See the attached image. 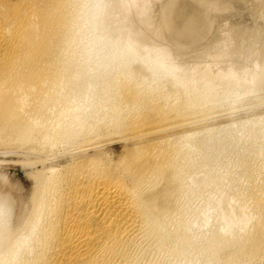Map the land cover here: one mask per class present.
<instances>
[{
  "label": "bare ground",
  "instance_id": "6f19581e",
  "mask_svg": "<svg viewBox=\"0 0 264 264\" xmlns=\"http://www.w3.org/2000/svg\"><path fill=\"white\" fill-rule=\"evenodd\" d=\"M173 1L164 37L182 47L207 39L216 0L186 1L184 24ZM85 6L0 0V149L25 148L20 162L40 169L28 215L15 218L0 191V264H159L144 260L154 243L170 264H264V111L213 120L229 99L233 112L264 106V54L223 67L228 50L216 48L203 67L183 69L132 27L92 25ZM192 191L194 217L183 205Z\"/></svg>",
  "mask_w": 264,
  "mask_h": 264
},
{
  "label": "rangeland",
  "instance_id": "374dc122",
  "mask_svg": "<svg viewBox=\"0 0 264 264\" xmlns=\"http://www.w3.org/2000/svg\"><path fill=\"white\" fill-rule=\"evenodd\" d=\"M90 1V2H89ZM130 0H85V9L89 12H91V14L89 13V16L90 18V23L92 25H95V23H99V22H102V25L104 24V26H106L105 24H107V27H109L110 31L112 32V29L114 27L115 28H118V24L119 27L121 26V29H124L125 27L127 28H134L133 30L131 29H125V30H130V32L133 33V37L136 38V36L138 35V37L136 38L138 40H142L141 41V44L143 43V45H147V46H154V47H157V46H165L167 45V48L169 49V51H171L173 57H174V60H175V63L178 64V61L179 65L183 66L182 68L183 69H189V68H192L193 66L194 67H197V64H198V67H203V64L206 62H209V60L211 61V57L214 56L212 55L211 53H214L215 49L217 48V50H221L223 49L224 51H227L226 52H222L221 51H218V52H221L223 53H226V59H225V56H223V60L222 58H220L221 60V63L223 64H220V66H226L224 65L225 63L228 65V63L230 61L234 62L236 65L237 63H239L238 65L240 66H244L245 63L247 64H250L252 62V60H254L256 57L259 58V57H262V55L264 54V0H216V2H213L211 3L213 6V8H211V10L209 9L208 11H206L207 15V20L208 21V27L207 28V33H209L207 35V39H204L202 41H198V42H195L192 46H189V44L184 45L186 47H182V45L180 46L179 44L176 45L174 44L175 42H172V41H169L166 39V37H164V33H165V26L163 24L164 20V16H165V13H166V6H165V3H169V1L167 0H151V3H150V0H149V3L147 4L148 6L151 5V8L150 7H146L145 5V9L144 7L142 8L141 7V2L140 1H137L136 3H130L129 2ZM173 1V0H172ZM189 0H179V1H173L172 3L173 4V7H174V17H176V21H178V23H180L181 21H179L178 17L180 18L181 16V13H182V16H185V18L188 16V11H189V3L187 2ZM192 1V0H191ZM223 3H222V2ZM240 1V2H239ZM252 1V2H251ZM104 2V3H103ZM118 2V3H117ZM124 2H126V4H128L129 6V9H128V6H126V4H124ZM129 2V3H128ZM179 2V4H178ZM184 2H186V4H184ZM218 2V3H217ZM244 2V3H243ZM137 3H141L140 6L139 4ZM182 3V7L183 5L187 6L188 8H186V6L184 7V9L181 7V4ZM216 3V4H214ZM229 3V5H228ZM239 5H238V4ZM243 3V4H241ZM246 3V4H245ZM255 3V4H254ZM260 5H259V4ZM109 6H108V5ZM114 4V5H112ZM130 4V5H129ZM132 4V5H131ZM134 4V6H133ZM150 4V5H149ZM153 4V5H152ZM166 4V5H167ZM177 4V5H176ZM210 4V5H211ZM224 4V6H223ZM227 4V5H225ZM236 4V5H235ZM254 4V5H253ZM88 5V6H87ZM216 5V6H214ZM231 5L233 7H231ZM238 5V6H237ZM243 7H242V6ZM244 5H248L247 8L244 6ZM249 5H251L249 7ZM90 6V7H89ZM118 6V7H117ZM122 6V7H121ZM125 6V11H123L122 9L120 8H124ZM127 7V8H126ZM134 7V8H133ZM143 9V11H141V8ZM221 7V9L219 8ZM223 7V9H222ZM227 7V8H226ZM231 10H229L228 9ZM237 7V8H236ZM242 8V9H239L238 8ZM256 7V9H255ZM260 7V8H259ZM90 8V10H88ZM137 8L138 13L137 14V10H135ZM148 8H150L148 10ZM186 8V10H185ZM208 8V7H207ZM216 8V9H215ZM218 8H219V11H218ZM105 9V10H104ZM111 9V10H109ZM115 9V10H114ZM154 9V10H153ZM158 9V10H157ZM215 9V10H214ZM225 9V10H224ZM246 12H245V10ZM248 9V10H247ZM250 9V10H249ZM255 9V10H253ZM157 10V11H156ZM165 10V11H164ZM177 10L178 11V15L176 14L177 13ZM223 11V13H220V11ZM236 10V12H235ZM253 10V13H250L252 12ZM259 10V11H258ZM263 10V11H262ZM94 11V12H93ZM97 11V13H96ZM121 11V12H120ZM164 11V12H163ZM176 11V12H175ZM216 14L217 13H220L222 15H219V14ZM221 11V12H222ZM226 11V12H225ZM230 11V12H228ZM240 11V12H239ZM118 12V13H117ZM225 12V13H224ZM228 12V13H227ZM239 12V13H238ZM256 12V14H255ZM114 13V14H113ZM143 13V14H142ZM151 13V14H150ZM163 13V14H162ZM180 13V14H179ZM205 13V14H206ZM93 14V15H92ZM100 14V15H99ZM118 14V15H117ZM128 14V15H127ZM135 14V15H134ZM142 14V16H141ZM145 14V15H144ZM225 14V15H223ZM230 14V15H229ZM117 15V16H116ZM124 15V16H123ZM140 15V16H139ZM164 15V16H163ZM215 17H214V16ZM219 15V16H218ZM253 15V16H252ZM129 16V17H128ZM145 16V17H144ZM148 16V17H146ZM163 16V18H162ZM211 16V18H209ZM217 16V18H216ZM223 16V17H222ZM232 16V17H231ZM255 16H256V19H255ZM102 19H101V18ZM144 17V18H143ZM219 17V18H218ZM221 17V19H220ZM227 17V18H226ZM246 17V18H245ZM258 17V19H257ZM109 18V19H108ZM111 18V20H110ZM125 18V19H124ZM128 18V19H127ZM147 18V19H146ZM181 17L180 20H182V23H186L188 21V18L187 20H185V18ZM251 20H250V19ZM107 19V20H106ZM123 19V20H122ZM142 21H141V20ZM151 19V20H150ZM255 19V20H254ZM261 19V20H260ZM102 20V21H101ZM105 20V23H103V21ZM156 20V21H155ZM163 20V21H162ZM211 20V22H210ZM221 20V21H220ZM233 20V21H232ZM248 20V22H247ZM254 20V21H252ZM263 20V22H262ZM110 21V22H109ZM137 21V22H136ZM161 21V22H160ZM233 23H232V22ZM241 24H239L240 22ZM257 21V22H256ZM94 24H93V23ZM217 22V23H216ZM220 22V23H219ZM238 22V23H236ZM141 23V25L139 24ZM147 23V24H146ZM162 23V24H161ZM181 23V24H182ZM214 23V25H213ZM91 24L89 26H91ZM110 26H109V25ZM115 24V26H114ZM150 24V25H149ZM211 24V25H210ZM243 24V25H242ZM257 24V25H256ZM113 25V26H111ZM136 25V26H135ZM163 25V26H162ZM211 27H210V26ZM240 25V26H239ZM261 25V26H260ZM154 26V27H153ZM215 28H214V27ZM263 26V27H262ZM93 26H91L92 28ZM111 27V28H110ZM215 29H213V28ZM247 27V28H246ZM262 27V28H261ZM205 28V29H206ZM211 28L213 31H211ZM113 29V32H117V30L119 29H116V31ZM136 29V30H135ZM210 29V30H209ZM241 29V31H240ZM248 29V30H247ZM263 29V30H262ZM259 30V31H258ZM85 31H88V30H85ZM123 31V30H122ZM138 33L135 35V33ZM137 31V32H136ZM209 31V32H208ZM225 31V32H224ZM250 31V32H249ZM262 31V32H261ZM145 32V33H144ZM162 32V33H161ZM227 32V33H226ZM230 32V33H229ZM213 33V34H212ZM216 33V34H215ZM232 33V34H231ZM234 33V34H233ZM225 34V35H224ZM261 34L263 36H261ZM91 35H92V38H91ZM94 34H90L88 36V40L90 42H93L94 41V37L96 36V34L93 36ZM163 35V36H162ZM224 35V36H223ZM246 36V37H245ZM162 37V38H161ZM235 37V38H234ZM90 38V39H89ZM122 38V37H121ZM119 38V40L122 42L123 38L121 39ZM206 38V37H205ZM225 38V39H223ZM229 38V39H228ZM237 38V39H236ZM241 40H240V39ZM255 38V40H254ZM93 39V40H92ZM117 40V41H119ZM152 40V41H151ZM213 40V41H212ZM236 40V41H235ZM116 41V42H117ZM138 41V42H140ZM148 41V42H147ZM157 41V42H156ZM159 41V42H158ZM170 43H169V42ZM205 41V42H204ZM224 41V42H223ZM231 41V42H230ZM234 41V42H233ZM111 42V41H110ZM150 42V43H149ZM166 44H165V43ZM202 42V44H200ZM216 42V43H215ZM240 42V43H239ZM247 42V43H246ZM258 42V43H257ZM105 43V44H104ZM107 43H109V38L108 40L106 39L103 43H101L100 47L102 45L106 46L108 45ZM118 44L120 42H117ZM116 43V45H117ZM145 43V44H144ZM152 43V44H151ZM155 43V44H154ZM158 43V44H157ZM198 43V44H196ZM226 43H227V46H233V49L231 47H227L226 46ZM231 43V44H229ZM196 44V46H195ZM251 44V45H249ZM258 44V45H257ZM262 44V46H261ZM157 45V46H156ZM198 45V46H197ZM218 45V46H217ZM257 45V46H256ZM104 46H102V50H105ZM215 47V48H212V47ZM252 46V47H251ZM259 46V47H258ZM166 47V46H165ZM202 47V49H201ZM221 47V48H220ZM224 47V48H223ZM240 47V48H239ZM181 48H183L182 50H184V52H182ZM188 48V49H187ZM219 48V49H218ZM229 48V49H228ZM245 48V49H244ZM249 48V50H248ZM92 50L94 48H91ZM96 49V48H95ZM94 49V50H95ZM100 49V48H98ZM214 49V50H213ZM233 51H232V50ZM234 49L236 50L237 52V55L239 57H241L240 59H237L239 58L237 55H236V52L234 51ZM242 49V50H240ZM198 50V51H197ZM202 50V51H201ZM216 50V51H217ZM263 50V51H262ZM174 51L176 53H174ZM207 51V52H206ZM214 51V52H213ZM235 52V54L232 53ZM253 51V52H252ZM261 51L263 53H261ZM206 52V53H204ZM209 52H211L210 54V58H209ZM218 52H215L214 54L217 55L220 54ZM229 52L231 53V55L229 54ZM239 52V53H238ZM203 53V54H202ZM242 53V54H241ZM254 53H257V54H254ZM261 53V54H260ZM208 54V55H207ZM254 54V56H253ZM101 55V54H100ZM200 55V56H199ZM203 55V56H202ZM233 57L232 59L233 60H230V56ZM234 55H236V59L234 57ZM261 55V56H260ZM184 56V58H183ZM228 56L230 59H228ZM245 56V57H244ZM247 56V57H246ZM176 57V58H175ZM199 61H198V59ZM201 59V60H200ZM229 61H228V60ZM251 59V60H249ZM196 60V62H194ZM203 60V61H202ZM208 60V61H207ZM239 60H241V63L239 62ZM177 61V62H176ZM224 61V62H222ZM247 61V62H246ZM251 61V62H250ZM190 63L189 65H187L186 63ZM198 62V63H197ZM202 62V63H200ZM242 62L244 64H242ZM205 65V64H204ZM213 65V64H212ZM188 66V67H187ZM192 66V67H191ZM244 98V97H242ZM240 98V99H242ZM231 100V101H230ZM232 102V99H229L227 101H224L223 104H222V111L219 112L217 114V116L213 119L214 121L218 122V123H224L228 120H231V119H237V118H244L246 117L247 115L250 116L254 113H258V112H261V111H264V106L258 108V107H253L251 105H249L248 107L245 106L243 108H240V109H237L235 110L234 112L232 110H228L227 108L229 107L230 103ZM223 107H225L223 109ZM247 107V108H246ZM262 108V109H261ZM243 109V110H242ZM255 110V111H254ZM257 110V111H256ZM229 111V112H228ZM253 111V113L251 112ZM240 113V114H239ZM221 114V115H220ZM226 118V119H225ZM230 118V119H229ZM195 121H191L189 122L190 124H186V126H184L183 128H181V132H186V135L187 136H193L196 132V128H197V124L194 123ZM211 121H208L207 120V123H209ZM206 122H204V124H207ZM187 128V129H186ZM184 129V130H183ZM121 146V147H120ZM118 145L117 146V152L120 153L122 152L123 150V146L122 145ZM12 149V150H11ZM25 148H22V149H19V148H5V149H0V191L4 192L6 195H8L10 197V199L12 200V202L14 203V207L12 206V209L11 211L13 212V208H14V216L15 218L20 214V213H26L27 212V215L29 214V211L32 209V206H33V197L35 196V192H36V183H35V178L32 176V174L36 173V171H39V165L38 164H29L27 165V163L25 164L24 159L27 155V153H30L28 152L27 149H25V151L23 150ZM9 150V151H8ZM11 150V151H10ZM20 150V151H19ZM27 151V153H26ZM5 152V153H4ZM7 155V156H6ZM60 155V154H59ZM18 156V157H17ZM21 157V158H20ZM63 158V157H61ZM18 160V161H17ZM21 160H23L22 162H20ZM24 163V164H23ZM63 164H65L64 162H62ZM6 181V182H5ZM35 191V192H34ZM189 198L186 199V201L183 203V205L186 203L188 204L190 207L187 208L186 210L188 211H191L189 213L193 215H195V209H197V205H198V202L196 201V195L195 193H190V196H188ZM23 201V202H22ZM32 202V203H31ZM191 202V203H190ZM31 204V206L29 205ZM187 207V205H186ZM193 209V210H192ZM26 210V211H25ZM188 211L186 212V218L187 216L189 217L188 219H192L190 218V215L188 213ZM17 214V215H16ZM155 245V243H154ZM153 245V246H154ZM157 245V244H156ZM151 246L153 248V250H149L152 251L153 253H146L144 254V260H146L148 262L149 259L155 257L156 258V262L159 263V264H170L168 262V260L170 259V256L169 254H165L162 255V256H159L157 254H159V252L157 251L158 247L156 246ZM151 248V249H152ZM154 248H157V249H154ZM156 250V251H155ZM157 252V254H156ZM154 253L157 255H154ZM150 254V255H149ZM152 255V256H151ZM146 257V258H145ZM148 257V258H147ZM151 257V258H150ZM158 258V259H157ZM154 259V258H153ZM166 260V261H165ZM145 261V263H146Z\"/></svg>",
  "mask_w": 264,
  "mask_h": 264
}]
</instances>
